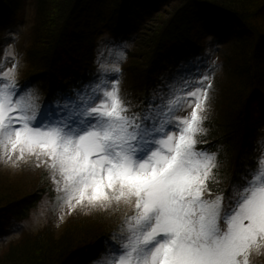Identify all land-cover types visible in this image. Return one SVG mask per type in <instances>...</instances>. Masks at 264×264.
<instances>
[{"label":"snow or ice","instance_id":"1","mask_svg":"<svg viewBox=\"0 0 264 264\" xmlns=\"http://www.w3.org/2000/svg\"><path fill=\"white\" fill-rule=\"evenodd\" d=\"M125 48L102 41L93 77L41 102L18 83L20 58L6 46L0 162L45 169L61 223L77 212L121 214L95 264H256L264 257V141L227 194L212 187L218 153L198 147L221 66L188 61L135 111L121 90Z\"/></svg>","mask_w":264,"mask_h":264},{"label":"trees","instance_id":"2","mask_svg":"<svg viewBox=\"0 0 264 264\" xmlns=\"http://www.w3.org/2000/svg\"><path fill=\"white\" fill-rule=\"evenodd\" d=\"M28 8L33 13L29 69L18 83L34 89L41 102L89 81L102 41L126 45L127 57L136 63L131 80L141 90L137 111L182 65L196 57L209 61L223 47L231 61V87L219 89L198 147L218 153L214 191L227 194L229 182L254 163L264 141V0H0V53ZM40 187L16 192L0 185V246L22 221L16 218H29L43 197L51 204L49 187ZM111 222L93 232L78 227L57 239L47 226L8 244L0 264H95L120 225ZM258 260L264 264V257Z\"/></svg>","mask_w":264,"mask_h":264},{"label":"rangeland","instance_id":"3","mask_svg":"<svg viewBox=\"0 0 264 264\" xmlns=\"http://www.w3.org/2000/svg\"><path fill=\"white\" fill-rule=\"evenodd\" d=\"M168 11L169 9L165 10L164 14L166 12L168 13ZM32 22L33 13L32 10L28 8L25 11V19L20 22V26L18 27L17 32L14 33L12 35V38H10L5 43V47L8 45H12L20 58V65L16 77L17 81L22 80L24 72L29 69L27 65L28 61L26 50L28 48V45H30L32 41L30 31ZM134 49H136V47H134ZM134 57L138 59L137 55H135ZM225 57L227 58V60H225ZM211 60H216L221 67L220 70L217 71L215 76L210 110L212 108V105H214V103H217L218 101L220 93L219 89L231 87V83L227 78V72L229 71L231 65V61L228 60V52L224 51L223 47H220L216 52L211 54L209 61ZM10 63L11 61H9L8 66H10ZM135 64H133V60H130L126 55V59L121 63L122 74L120 76V79L122 93L125 94L126 99L131 100L132 104L136 106L133 110L137 111L138 104L140 103L141 90L135 89L131 80L132 75L135 74L134 70L132 71V67ZM178 114L185 115L186 112H180ZM0 185H6V187L14 189L16 192H20V190H23L25 188H28V190H30L32 189V187L34 190L37 186H41V190H45L46 188L44 187L48 186L49 189H46V191H48V193L51 192L50 194H48L51 199V204L49 199L43 197L38 207L30 213L29 218H26L25 216L22 217H25L26 219L22 217L16 218L17 220L22 221H20L19 224L15 225L12 228L8 238L0 246V252L5 250L8 244H17L25 237H33L38 232H42L43 230H45L47 226H49L48 228L53 231L55 238L57 239L66 231L70 230L71 232H74L78 227L79 229H81L83 226H87L89 229H91V232H93L94 230H97V228H102V226L104 225L111 224L112 220L117 221V223H121L122 217L119 212H105L102 210H93L91 213L77 212L68 215L65 221L61 223L58 219L59 210L54 208L56 193L53 190L52 182L48 176L47 171L43 168H29L25 166L22 169H13L11 167L5 166L2 162H0ZM95 214L100 215L95 216ZM99 216H102V221L100 220L101 223L97 221V217ZM83 223L86 225H84ZM256 263H259V260Z\"/></svg>","mask_w":264,"mask_h":264}]
</instances>
